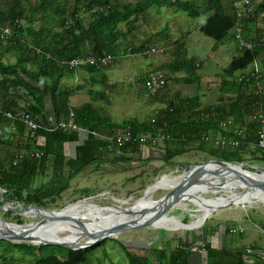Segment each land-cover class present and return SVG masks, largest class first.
<instances>
[{"label": "trees", "instance_id": "1", "mask_svg": "<svg viewBox=\"0 0 264 264\" xmlns=\"http://www.w3.org/2000/svg\"><path fill=\"white\" fill-rule=\"evenodd\" d=\"M247 1L248 10L241 7L240 0H203L202 5L192 0H72L68 10L65 4L63 6V0H0V187L5 189L6 196L24 204L41 206L45 200L41 198L44 186H31L33 179L45 174L51 163L49 180L61 177L64 172L63 156L51 159L42 150L34 149L32 130L36 128L27 126L20 117L29 113L31 120L34 119L31 107L46 112L48 96L51 107L47 111L53 126L58 127L65 122L70 113L74 115L78 127L89 126L93 120L103 123L104 117L99 116L100 108L92 103L78 108L68 106L74 88L64 87L61 80L65 72L84 68L94 74L112 63L117 54V41L126 36V31H121L118 23H123L131 35L135 23L152 5L182 9L195 18L209 12L197 25L198 30L223 49V44L232 42L235 54L223 67L222 74L217 73L219 81L206 80L204 87L207 90L203 89L200 94H174L175 99L169 100L154 117L149 116L146 120L109 122L108 125L117 131L116 135L129 132V139L118 146L128 153L141 154L140 148L157 144L155 141L152 143V139L156 140L157 135L161 134V154L168 163H173L171 158L174 156L196 148L224 161H243L242 155L247 153L264 167V145H261V139L264 141V30L256 24L258 15L264 12V0L256 3V6L254 3L257 0ZM55 12L58 23L50 24L47 17ZM6 26L9 27L7 33L4 31ZM237 28L239 36L235 37ZM158 34L159 31L150 34L141 44L129 46L128 53L138 52L149 56L148 50L152 47L158 48L160 54L164 53L166 47L150 44L156 41ZM164 38L170 41V36L164 35ZM184 38L185 33L174 43L170 41L173 59L165 67L171 73L183 71V75L175 77L176 82L196 84L200 89L202 61L187 54ZM240 39L249 46L240 48ZM11 53H14V60L5 58ZM122 53L126 54V51ZM107 54L111 55V60L102 63L100 58ZM86 57H93L94 61H84ZM74 59H79L80 63L69 67V62ZM158 71L164 74L165 83L154 93L144 88L148 97H159L161 94L158 99L163 101L169 88L170 73L168 75L161 69ZM236 71L239 73L234 75ZM251 71L255 74H251ZM212 86L220 92L218 102L202 107L201 98ZM89 92L92 94L93 90ZM15 121H20L25 130L19 132ZM60 130L66 128L60 127ZM235 141L236 145L233 143ZM149 158H145L144 162ZM100 166L96 163L93 170L100 169ZM69 179L68 175L64 177V187ZM82 191H89L88 187ZM225 228L227 233L229 227ZM238 229L232 234L241 238L244 230ZM175 237H166L162 230L160 246L121 243L124 248L132 246L131 251L125 253L127 264H188L193 242L184 237ZM98 245L69 249L54 244L35 245L0 240V264H92L95 253L92 250ZM13 249L36 259L21 262L10 260L14 255ZM44 249L49 251L42 253ZM35 250L40 254L36 255ZM98 261L104 264L102 258H98ZM260 263L264 264V259Z\"/></svg>", "mask_w": 264, "mask_h": 264}, {"label": "rangeland", "instance_id": "2", "mask_svg": "<svg viewBox=\"0 0 264 264\" xmlns=\"http://www.w3.org/2000/svg\"><path fill=\"white\" fill-rule=\"evenodd\" d=\"M192 1L197 5H202L203 2V0ZM241 1L242 0H240V2ZM260 1L261 0H257L254 5L256 6V3ZM62 4L63 6L65 4L69 10L72 5V0H63ZM208 14L209 12H205L199 17L195 18L189 16L182 9L176 10L169 6L157 8L155 5H152L144 13V15H142L143 18L135 23L136 27H134V30H132L131 35L128 34L127 27L123 23L119 22L118 26L121 31H126V36L117 41V54L115 56V60L109 65L100 68L97 74L99 77L104 79L105 89H107V91H105L104 86L100 84L99 79L96 80L98 83L97 85H94V88L92 89L93 92L101 93L104 98L102 99L104 100V103L100 102L101 110L99 111V116L102 118H107L109 122H123L126 119H137L139 121L146 120L149 118V116L154 117V115L158 113L160 109L164 108V105L167 104L169 100L175 99L176 97L174 94H178L180 96H191L195 93L200 94L203 89L207 90V88L204 87L206 80H214L217 83L220 79L217 76V73L222 74L223 67H225V65L229 63L230 59L234 56L235 50L232 48V42L223 44V49L219 47V44H217L213 39L205 36L198 30L197 25H199V23H201V21H203ZM85 16L86 14L84 17ZM47 18L50 24L58 23L56 12L50 14ZM256 24L259 25V28L264 30V12L258 15ZM160 30H162V33ZM157 31H159L160 34L155 37V43L150 42V44L153 46L156 44L160 45L159 47H166L167 50L164 53L160 54L158 48H155L154 53L150 52L149 56H144V54H140L138 52L130 54L128 53L129 46L138 45L139 43L141 44L142 40H147L150 34H154ZM183 33H185L184 44L187 54L202 61V66L200 69L203 73V76L201 80L202 87H200V89H198L196 84L176 82L174 80L175 77L183 75V71L171 73L169 72V69L165 67V64H168L173 59V55L171 54L173 45L170 41H173L174 43V41ZM164 35L170 36V41H167L164 38ZM147 44L149 43L147 42ZM123 50L126 51V54L122 53ZM5 58L8 60H14V53L6 55ZM159 69L168 73V75L170 73L168 78L169 86H167L169 88L166 96L163 98V101L158 99L161 94L159 97H148L149 94L143 85L144 77L148 73L158 71ZM249 69L250 66L247 70ZM238 73L239 71H236L234 75H237ZM89 81L90 80H88V82ZM214 87L215 86L209 88L207 94L202 96V107H206L218 102L217 97L219 96L220 92ZM107 100L111 101V105H108ZM15 122L18 123L19 126L22 125L20 121ZM79 128L66 130L76 131ZM162 138V135L158 134L157 139L155 140V143L157 144L149 146L150 148L147 147L146 152L155 150H158L159 152H157V157L151 162L146 164L141 163L140 161L137 162V158L135 159L134 157V162H129L126 165L124 164L125 166H121L119 168H111L109 171L102 170V172L98 173H94L95 171L91 172L93 167L92 165H88L87 171H83L81 173V177H79L78 182L76 183L75 178L72 177V179L69 180L68 185L63 187V190L60 189L58 196L54 197V195H46L44 191H41V198L45 199L44 202H42L41 207L49 210H59L67 205L60 211L71 208L69 211H73L74 213H77V215L83 214L86 216V219H80L79 217L75 216L76 222L82 221L84 223H94L98 220V215L90 213L91 210L94 212L100 211L105 214L111 211L110 208H103L99 207L98 205H118L120 206L119 208L125 209L126 207L132 205L143 194L145 187L159 180L161 176L167 175V177L173 180L174 178H178L179 174L188 169L193 163L208 159H216L213 156H209L204 151L191 148L187 152L171 158L173 163H168L163 159L164 154H161V150L163 149V141H161L163 140ZM242 159L243 161H237L233 159L230 161L242 162L251 166L261 167L256 161H253L251 157L247 155V153L242 155ZM248 169L252 170L253 167H248ZM47 174L48 173L44 174L43 176H36L33 179L31 186L36 187L43 185L45 187V185H48V179L49 176L51 177L52 173H49L48 175ZM208 179V176H206L205 180L208 181ZM218 181L220 182L221 179L218 178ZM64 184H66V182L61 184L60 187H62ZM86 187H88L89 191H82L86 189ZM228 188L229 187H226V189ZM169 189L170 188H160L154 190L152 193H150L149 197L145 199L146 202L157 200ZM237 190L238 189H236V191ZM207 191L208 190H206V193H203L202 195L210 200H213L214 198L212 196L216 194H212L211 192ZM5 192V189L0 187V203L2 204L3 208H8L9 206L22 209L25 208L23 202L16 201L14 200L15 198H8ZM246 199L247 201H244ZM246 199L242 200V203H238L236 205H225L223 207H218L211 213H208V215L203 219V222L200 225L193 227V229L178 228L165 230L149 225L122 230L113 236L104 238L98 243L99 245L92 250V252L95 251V253L92 255L93 258L91 259L92 264H100L98 258H102L104 264H127V256L125 253L128 250L131 251L132 246H127L124 248L122 247L121 243L125 242L134 246L142 245L151 247H153V245H157V243L160 245V239H162V230L165 231L166 237H168L167 235L169 234L171 236H177L178 234L186 233L189 230L198 231L205 224L214 222L215 219L218 218L222 219L223 216L218 215V213L230 208L238 209V211L241 213L249 215L250 218H247V215H245L243 220L240 219V225L247 228H254L255 237L258 238L260 235L259 239L262 238L260 242L264 243V227L260 226L262 223H264V193ZM197 207V203L182 201V206L171 207V209L168 210L165 215L172 218L174 222L189 223L191 219L195 218V216H191V212H195ZM9 210L10 209L4 210L0 208V216L6 222L23 224L34 223L40 219V216L33 210L31 212L30 209L23 211V214L16 211L8 212ZM134 216L135 215L129 213L125 218H123V220L126 221ZM251 219H255L258 223H253ZM259 221L262 222L259 224ZM64 233H66V231ZM0 240L2 242L7 240L11 242L31 243L29 241H18L11 239ZM85 240L86 237H82L77 243L79 244ZM38 244L39 243H35V245ZM192 246L193 244L191 247ZM203 248L204 247L201 246L200 251H202ZM55 250L56 249L53 251ZM47 251L49 250H41L42 253H46ZM12 253H14V255L11 256L10 260L16 262L36 259L35 256L29 254L23 255V253L17 251L16 249H13ZM35 253L36 255L40 254L38 250H35Z\"/></svg>", "mask_w": 264, "mask_h": 264}, {"label": "crops", "instance_id": "3", "mask_svg": "<svg viewBox=\"0 0 264 264\" xmlns=\"http://www.w3.org/2000/svg\"><path fill=\"white\" fill-rule=\"evenodd\" d=\"M97 74L98 71L91 74L84 68L64 73L61 80L62 85L74 88L68 100L70 108H78L85 103H92L97 108L101 107L100 102L104 103V100H102L104 99L103 95L96 92L90 94L91 92H89V90L94 88V85H97V79H99L100 84L105 89L104 79ZM88 80L90 81L88 82ZM110 100H107L108 105H111ZM45 107L46 112L31 107L32 115L38 124V127L32 130L34 149L37 150L38 148L42 150L51 159L56 156H63L65 161L64 172L61 174V177L49 180V176L48 185H45L42 190L46 195L58 196L60 189L65 184L62 187L60 185L65 183L64 177L67 175L70 179L72 177L75 178L77 183L79 177H81V173L87 171L88 165H92L94 169L96 163H99L101 165L100 169L95 170V172L93 169L91 170V172L98 173L102 172V170L109 171L111 168L125 166L129 163V158L130 162H134L135 157V159L137 158V162L140 161L146 164L157 157L158 150L146 152L147 147L150 148L149 146L142 147L140 149L141 154L128 153L125 148L118 146L114 140L117 131L108 125L109 121L107 118V120L104 118L103 123H97L96 120H93L89 126H82L76 131L60 130V127L53 126L54 123L50 121V113L48 111L51 105L48 96H46ZM16 125V129L19 132L25 130L23 125L19 126L18 123ZM145 158H149L147 162H144ZM88 161V164L82 166ZM51 165L52 163L46 170L48 174L51 173ZM218 215L223 216L222 219H215L214 222L205 224L198 231L189 230L176 236L191 240L193 245L198 246L200 249L201 246L204 247L202 251H192L190 253L188 264H261L260 261L264 259V243L260 242L262 238L259 239L260 235L258 238L255 237L254 228L240 225V219L243 220L247 214L241 213L238 209L230 208L218 213ZM246 217L250 218L248 215ZM251 220L253 223H258L255 219ZM261 225H263L261 227H264V223ZM226 226L229 227L227 233ZM238 228L244 230V235L241 238H237L236 235L232 234V230L235 231ZM167 236L170 237L171 235ZM174 243H176V240H174ZM157 246L160 245L157 243Z\"/></svg>", "mask_w": 264, "mask_h": 264}, {"label": "bare ground", "instance_id": "4", "mask_svg": "<svg viewBox=\"0 0 264 264\" xmlns=\"http://www.w3.org/2000/svg\"><path fill=\"white\" fill-rule=\"evenodd\" d=\"M204 167L207 171L201 173L199 175L198 180L195 183H192V185L184 189L186 193H197L196 191L200 189L203 190V192H206V190L208 189L205 188V186L211 183L221 182V181L220 182L218 181V178H220V176L212 175L208 173V171H212L213 169L218 167L217 164L208 163ZM248 173L252 177L264 180V172H262L261 174H254L251 171H248ZM206 176H208L209 178L208 181L205 180ZM221 176H225L226 178V181L224 184L225 188L237 182L235 175H233V172L231 171H225L221 174ZM177 181H178L177 178H174L172 180L169 177H167V175L161 176L159 180L145 187L143 190V194L132 205L126 207L125 208L126 210H124V208H119L120 206L118 205H115V206L109 205V204L108 205H98L99 207L110 208L111 211L105 214L100 211L94 212L91 210L90 213L98 215V220L94 223H84L83 222L85 229H83L79 225V222L75 221V216L79 217L80 219H86V216H84L83 214L77 215V213H74L73 211H69L71 208H67V209H64L63 211L56 212L57 214L56 218L47 219V221H45L40 226H33L31 223H26L21 226L16 225L15 223H8V224L0 223V228L3 230L4 233L13 232L15 234H20V235L26 234L32 237L31 239L36 243L40 242L41 240H52V241L65 242L71 245H76L78 244L77 242L80 241L82 237H86V240H93L98 233L110 232L112 227L119 222H123L124 221L123 218H125L129 213L135 215L142 207L151 205V203H153V200L148 201V202H146L145 200L149 197L150 193H152L156 189L170 188ZM262 193H264V189L262 190L255 189V191L253 192H250V191L247 192L245 196H243V199H239V200L242 201L246 198L254 197ZM202 194L203 193H201L200 198L192 196L191 199L179 200L175 204L178 207L182 206V201H189V202L198 204V207L195 210V212H191V216H195V218L191 219V221L189 223H186V225L179 223V222H174L172 218L163 214L162 216H160V218L154 221L153 226H156V227L164 226L168 229H178V228H184L186 226L194 227L196 225H200L203 222L205 215L211 211L212 205H215L220 202L222 203L225 201L222 198H215V197L213 200H210L207 197H204ZM150 214L151 212H147L145 216L142 217V219L146 218ZM63 215H65V217ZM142 219L139 218V220H142ZM65 231L66 233H64ZM118 232L114 231L112 232V235H115ZM0 233H1V230H0Z\"/></svg>", "mask_w": 264, "mask_h": 264}, {"label": "water", "instance_id": "5", "mask_svg": "<svg viewBox=\"0 0 264 264\" xmlns=\"http://www.w3.org/2000/svg\"><path fill=\"white\" fill-rule=\"evenodd\" d=\"M208 163H215L218 165V167H216L215 169H213L212 171H208V173L212 174V175H218L220 176L221 182L220 183H211L207 186H205V188L208 189L207 192H211L212 194H216L214 196H212L213 198H222L223 200H225L224 202H220L217 203L215 205L211 206V211L209 213H211L212 211H214L215 209H217L218 207H223L225 205H236L238 203H242L241 200L239 199H243V196H245V194L247 192H253L255 191V189L257 190H262L264 189V180L261 179H257L255 177H252L248 171H251L254 174H261L262 172H264V167H258V166H251L248 164H244L242 162H231V161H224V160H219V159H208V160H204V161H198L196 163H193L190 165V167L186 170H184L181 174H179L178 176V181L170 187V189L160 198H158L157 200H153V203H151V205L149 206H144L142 207L136 214L134 217H132L131 219H128L126 221L123 222H119L116 225H114L111 229L110 232L108 233H98L95 238L93 240H85L82 241L80 244H76V245H71V244H67L65 242H61V241H52V240H41L40 242H38L39 244H54V245H60L62 247H66L69 249H79V248H85V247H91L94 246L96 244H98L101 240H103L104 238L108 237V236H113L112 232H120L122 230L125 229H130V228H134V227H144V226H153L154 221H156L158 218H160V216H162L163 214H166V212H168V210L171 209V207L176 206L175 204L179 201V200H185V199H191L192 196L193 197H197L200 198L201 193H206L203 192V190H197V193H186L184 191V189L190 185H192V183H195L198 178L199 175L203 172H206L207 170L205 169V165ZM248 167H253L252 170L248 169ZM225 171H231L233 172V175H235L237 182L234 183L233 185L229 186V189L225 188V181L226 178L225 176H221V174ZM213 172V173H212ZM236 189H238L236 191ZM233 192V193H232ZM211 198V197H210ZM244 201H247L244 200ZM209 204V203H208ZM25 208H17L14 206H9L8 208L2 206V204L0 203V208L7 210L10 209L11 211H16L19 212L21 214H23L25 210H33L34 212H36L39 216L40 219L34 223H31L33 226H40L42 225L45 221H47V219H54L57 217L56 211H60L63 208L59 209V210H49L46 209L44 207H41L39 205H35V204H24ZM126 210V209H124ZM44 211V212H42ZM147 212H151V214L149 216H147L146 218H143V216H145V214ZM208 214L205 215V217ZM65 217V215H63ZM204 217V218H205ZM139 218H141L142 220H139ZM0 223L2 224H8L11 222H6L4 221L1 216H0ZM16 225H24L26 223L20 224V223H15ZM182 224L186 225V223ZM79 225L85 229L84 224L82 221H79ZM156 228H161V229H168L164 226H158ZM184 229H193V226H186L184 227ZM1 233H0V239H11V240H18V241H29L33 244H35L36 242H34L28 235L26 234H15V233H4L3 230L0 228Z\"/></svg>", "mask_w": 264, "mask_h": 264}, {"label": "built area", "instance_id": "6", "mask_svg": "<svg viewBox=\"0 0 264 264\" xmlns=\"http://www.w3.org/2000/svg\"><path fill=\"white\" fill-rule=\"evenodd\" d=\"M247 0H242L241 2V7L243 8H246L247 10L249 9L248 5H247ZM240 2H238L237 6L239 5ZM239 28H237V32L235 34V37H238L239 34H238V31ZM4 31L7 33L9 32V27L6 26L4 28ZM249 46V43H247L246 41H244L243 39H240L239 41V46L242 47V46ZM149 52H155V49L154 47L150 48L148 50ZM111 60V55L110 54H107L105 55L104 57H101L100 58V61L102 63H108L109 61ZM84 61H88L90 63H92L94 61V58L93 57H86ZM80 63V60L79 59H74V60H71L69 62V67H73V66H76ZM251 74H255V72L251 71ZM165 83V79H164V74L161 73V71H155L153 73H150L149 75H147L144 79V86L149 90L151 91L152 93L154 92H157V90ZM21 120L26 123L27 126H29L30 128H37L38 127V124L35 122L34 119L31 120V116L29 113H24L23 114V117H20ZM60 127H65L66 129H75V128H79L78 125L76 124L75 122V119H74V115L72 113H70L69 117L67 118V120L65 122H61L59 124ZM58 126V127H59ZM130 137L129 135V132H125V133H119L117 135H115L114 137V140L115 142L118 144V145H123V143L128 140ZM155 139L153 138L152 139V142H154ZM235 143L236 145V141L233 142ZM261 145H264V141L263 139H261ZM36 154V153H35ZM234 231V230H232ZM200 248H198L196 245H193L191 247V251H199Z\"/></svg>", "mask_w": 264, "mask_h": 264}]
</instances>
